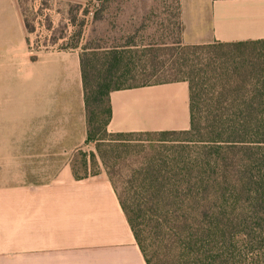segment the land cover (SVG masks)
Returning <instances> with one entry per match:
<instances>
[{
	"label": "crops",
	"instance_id": "0c3cea01",
	"mask_svg": "<svg viewBox=\"0 0 264 264\" xmlns=\"http://www.w3.org/2000/svg\"><path fill=\"white\" fill-rule=\"evenodd\" d=\"M186 45L264 40V0H181ZM19 0H0V264H147L115 188L78 180L88 144L80 49L34 55ZM112 134L184 132L190 85L110 94Z\"/></svg>",
	"mask_w": 264,
	"mask_h": 264
},
{
	"label": "trees",
	"instance_id": "16d2710c",
	"mask_svg": "<svg viewBox=\"0 0 264 264\" xmlns=\"http://www.w3.org/2000/svg\"><path fill=\"white\" fill-rule=\"evenodd\" d=\"M98 1L102 4V0ZM26 28L29 30L27 22ZM184 48L199 56L197 66L201 70L190 67V73L182 79L146 81L137 86L187 81L190 85V130L119 135L190 136L188 142L197 146L198 151L193 152L198 155L197 160L187 166L189 176L171 178L173 182L168 185L177 188L174 191L165 192L160 188L144 196L145 207L148 202L156 208L161 205L163 212L155 208L142 211L137 204L134 207L127 194L109 179L147 264L161 263L151 245V240L156 245L155 234L148 237L149 226L145 220H153V228H156L161 217L170 225L166 228L176 240L172 252L178 256L172 260L167 258L163 264H257L256 260L264 255H235V249L239 241L257 233V244H264V232L260 230L264 224V40ZM242 49H250L255 54L236 53ZM126 51L127 47L104 49L102 60L93 49L81 51L87 142L97 151L105 142L102 134L109 133L110 94L137 87H125L120 83L127 68ZM213 54L226 58V62ZM206 55L207 64L204 63ZM165 67V64H149L144 65L143 70H165ZM74 173L78 180L88 178L80 176L76 162ZM148 178L153 185L162 187L165 184L160 181L164 177L150 175ZM182 185H187L186 191L178 188ZM184 210L186 215L181 214Z\"/></svg>",
	"mask_w": 264,
	"mask_h": 264
},
{
	"label": "rangeland",
	"instance_id": "374dc122",
	"mask_svg": "<svg viewBox=\"0 0 264 264\" xmlns=\"http://www.w3.org/2000/svg\"><path fill=\"white\" fill-rule=\"evenodd\" d=\"M180 1L102 0L100 4L98 0H19L29 26V44L34 55L78 46L80 51L83 48L95 50V54H99L98 59L102 60L104 49L127 47V68L125 76L120 78L121 85L125 87L137 86L146 81L156 83L182 79L190 73V67L191 70H201L197 66L199 56L190 54L184 48L190 45L183 41ZM242 50L236 53L255 54L250 49ZM218 59L221 62L227 60ZM204 61L208 63L207 55ZM149 64H165L166 67L165 70L153 71L150 68L144 72L143 66ZM102 138L105 142L99 151L94 146L92 150L85 148L77 154L76 167L80 176L106 173L119 190L127 194L134 207L137 204L142 211L155 208L163 212L161 205L156 208L148 202L145 207L144 198L160 188L165 192L177 189L168 185L173 182L171 178L188 177L190 172L187 166L197 160L198 154L193 152L198 151L197 146L188 142V135L103 133ZM150 175L164 177L160 179L165 183L164 186L153 185L148 178ZM178 188L186 191L187 185ZM184 211L181 214L186 215L187 211ZM145 221L149 226L148 237L155 234L156 245L153 240L151 245H154L152 247L159 263H165L167 258L172 260L178 257L173 255L176 240L166 228L170 225L165 218L159 219L156 228H153V220ZM260 230L264 232V224H261ZM257 237L258 233L250 239L239 241L235 255H264V244H257ZM256 263L264 264V256L258 258Z\"/></svg>",
	"mask_w": 264,
	"mask_h": 264
}]
</instances>
